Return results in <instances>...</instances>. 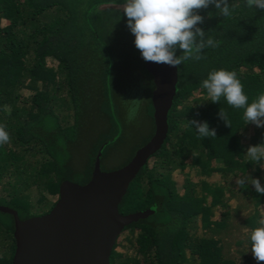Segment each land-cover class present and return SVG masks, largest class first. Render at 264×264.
Segmentation results:
<instances>
[{"label": "trees", "instance_id": "trees-1", "mask_svg": "<svg viewBox=\"0 0 264 264\" xmlns=\"http://www.w3.org/2000/svg\"><path fill=\"white\" fill-rule=\"evenodd\" d=\"M228 4L226 18L214 5L196 10L217 46L176 66L166 138L118 206L123 216L153 213L124 229L110 264H258L248 237L264 219V196L241 189L236 177L264 185V165L245 156L264 143V128L243 126V109L223 97L210 102L202 87L211 70L225 68L237 73L249 103L264 92V9ZM122 7L123 0H0V125L9 133L0 145V207L21 221L47 214L63 182L86 185L99 153L100 170L117 171L154 135L153 77ZM194 119L216 137L198 135ZM123 149L124 158L105 166ZM13 232V217L0 212V264L13 262Z\"/></svg>", "mask_w": 264, "mask_h": 264}, {"label": "water", "instance_id": "water-1", "mask_svg": "<svg viewBox=\"0 0 264 264\" xmlns=\"http://www.w3.org/2000/svg\"><path fill=\"white\" fill-rule=\"evenodd\" d=\"M144 65L155 86L151 99L155 125L152 139L117 171L102 172L99 153L90 181L84 186L63 182L57 202L43 216L21 221L14 211L0 207V212L13 217L12 264H110L112 249L122 231L153 213L123 216L118 212L130 183L166 138L167 115L175 96L177 68L145 60Z\"/></svg>", "mask_w": 264, "mask_h": 264}, {"label": "clouds", "instance_id": "clouds-1", "mask_svg": "<svg viewBox=\"0 0 264 264\" xmlns=\"http://www.w3.org/2000/svg\"><path fill=\"white\" fill-rule=\"evenodd\" d=\"M245 4L251 10L264 9V0H245ZM210 5H214L224 18L232 14L233 9L228 0H123L122 11L134 36V45L143 60L176 67L188 60H199L202 49L217 46V41L211 36L206 37V32L198 26L203 23V17L196 10ZM178 49L182 50V55H176ZM202 87L210 97V102L219 104L223 97L232 108L243 109V126L253 124L257 128H264V92L249 103L235 71L213 69L202 81ZM137 111V107H131L129 119L135 118ZM219 117L231 127L224 111L220 110ZM191 124L195 125L198 135L216 137V130L210 128L206 120L194 119ZM8 141L9 133L0 125V145ZM245 156L249 163L264 165V143L249 146ZM236 183L241 189L251 185L256 193L264 196V185L259 178L239 176L236 177ZM248 240V251L259 264L264 261V219L251 231Z\"/></svg>", "mask_w": 264, "mask_h": 264}, {"label": "rangeland", "instance_id": "rangeland-1", "mask_svg": "<svg viewBox=\"0 0 264 264\" xmlns=\"http://www.w3.org/2000/svg\"><path fill=\"white\" fill-rule=\"evenodd\" d=\"M131 133H134V132H131ZM130 137H128L129 139ZM248 137H246L247 139ZM247 141V140H246ZM127 154V150L123 149L121 151H118V152H115V153H112L105 161H104V164L105 166L109 167V166H112L114 164H117V162H119L122 158H124ZM180 184V182H178ZM179 187V186H177ZM236 202L233 201L231 202V205L232 206H235Z\"/></svg>", "mask_w": 264, "mask_h": 264}]
</instances>
